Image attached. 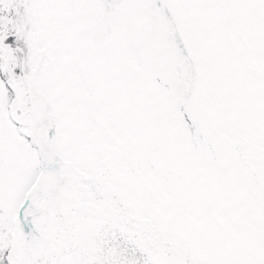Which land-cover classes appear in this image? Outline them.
Listing matches in <instances>:
<instances>
[{
	"label": "snow or ice",
	"instance_id": "1",
	"mask_svg": "<svg viewBox=\"0 0 264 264\" xmlns=\"http://www.w3.org/2000/svg\"><path fill=\"white\" fill-rule=\"evenodd\" d=\"M0 264H264V0H0Z\"/></svg>",
	"mask_w": 264,
	"mask_h": 264
}]
</instances>
